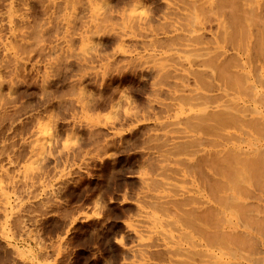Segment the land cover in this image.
I'll return each instance as SVG.
<instances>
[{"label": "rangeland", "instance_id": "1", "mask_svg": "<svg viewBox=\"0 0 264 264\" xmlns=\"http://www.w3.org/2000/svg\"><path fill=\"white\" fill-rule=\"evenodd\" d=\"M229 1L0 0V264L184 261L173 251L187 229L175 200L219 201L192 178V166L211 158L214 167L233 169L229 152H240L231 149L255 147L239 160L254 156L262 167L261 156L255 160L260 149L264 159V47H257V39L264 42V5ZM254 8L258 17L251 19ZM228 36L244 38L249 52L239 54L227 80L221 48L236 54ZM250 81L251 90L244 86ZM235 108L260 134L237 117L224 131L206 129L213 110L235 115ZM252 143L260 146L248 148ZM253 165L250 171L260 169ZM244 172L246 183L241 173L243 184L231 175L225 180H237L248 196L229 184L225 196L239 192L240 203L255 212L247 214L253 224L264 217V203L252 201L260 188L252 189ZM228 202L225 217L237 220L243 205L238 215ZM263 235L249 240L255 253L249 243L243 248L241 235L238 254L264 264ZM228 241L209 251L230 257Z\"/></svg>", "mask_w": 264, "mask_h": 264}, {"label": "bare ground", "instance_id": "2", "mask_svg": "<svg viewBox=\"0 0 264 264\" xmlns=\"http://www.w3.org/2000/svg\"><path fill=\"white\" fill-rule=\"evenodd\" d=\"M207 1H211L209 4H218V5H221L222 3H224V2H230L229 0H207ZM245 1H249V4H250V0H245ZM245 1H243V2H245ZM256 3H255V5H252L253 3H251V6L253 7V6H255V7H257V10L259 9V5H261V3L263 2V5H264V1L263 0H254ZM242 2V1H241ZM261 2V3H260ZM199 3H201V4H203L202 2H199ZM206 3V2H205ZM231 3V2H230ZM248 3V2H247ZM245 4V5H248V4ZM204 5V4H203ZM212 5V6H213ZM257 5V6H256ZM198 6H200V5H198ZM215 7V6H214ZM216 7H217V5H216ZM199 8V7H198ZM221 8V7H220ZM245 8V7H244ZM227 9V8H226ZM228 9H229V7H228ZM253 9V8H252ZM255 9L256 8H254V10H250V11H252V13L250 14L249 12H248V15H252L253 14V11H255ZM257 10H256V12H257ZM260 10V9H259ZM249 11V10H248ZM247 12H245V14H246ZM258 13V12H257ZM208 14V13H207ZM244 14V15H245ZM209 15V14H208ZM215 15V14H214ZM248 15H246V16H248ZM255 15V14H254ZM254 15H252L253 17H254ZM263 15H264V13H263ZM250 16H248V17H250ZM252 16L250 17L251 19H252ZM256 17H258L257 15H255ZM230 18L231 19H233V17H232V15H230ZM222 19V18H221ZM246 21V20H245ZM235 22V21H234ZM244 22V21H243ZM232 23V22H231ZM221 24V23H220ZM227 24V23H226ZM230 24V23H229ZM222 26H224L223 25V23L221 24ZM233 25V24H232ZM235 25V24H234ZM242 25V22H240V26ZM221 26V27H222ZM226 27V26H225ZM234 27V26H233ZM243 27V26H242ZM248 27V26H247ZM223 28V27H222ZM238 35H239V33H238ZM240 35H242L241 34V32H240ZM262 36V35H261ZM225 38V37H224ZM239 38V36L238 37H236V38H233V36L232 37H226L224 40H225V42L227 43V44H229V45H235V50H236V54L239 56V54H242V55H248V52H249V49H248V45L247 46H245V44H244V42H242V40H244V38L241 40V39H238ZM261 38V37H260ZM259 38V40L257 39V42H259L260 40L262 41V38L260 39ZM241 40V41H240ZM259 42L258 43V46H257V44H256V46L257 47H259V50L260 49H262L263 47H264V42L262 41V42ZM242 42V43H241ZM245 42H246V39H245ZM262 47V48H261ZM224 48V47H223ZM223 48H221L222 49V53H223V56H224V61H223V68H221L220 69V74H221V76L223 77V78H226L227 80L229 79V77L232 75L231 73H230V69H233V68H235V71H236V69L238 68V59H240L241 57L239 56V57H237L236 56V54L234 55V57H229L228 55H227V53H226V51L223 49ZM264 52V49L262 50V52L261 53H263ZM254 53V52H253ZM264 54V53H263ZM262 54V55H263ZM256 61H258V59H256ZM213 64L211 63V62H208V66H212ZM234 70V69H233ZM234 71V72H235ZM226 74H228V75H226ZM237 74V73H236ZM235 74V75H236ZM198 78H200L199 77V75H198ZM201 78L199 79V81H200V83L202 84V82H201ZM255 85V84H254ZM244 86H246L245 88H247V89H249V90H251L250 88L252 87L253 89H254V86H253V82L252 81H250L249 83H246V84H244ZM204 88V87H203ZM256 88V87H255ZM257 93V92H256ZM252 95L255 97V95H254V93H252ZM203 96V95H202ZM203 97H205V98H208V99H211L209 96H203ZM262 97V96H261ZM257 99H261L260 98V96L258 97H256ZM256 98H254L253 100L254 101H256L257 99ZM252 100V101H253ZM262 101V100H261ZM264 101V100H263ZM263 101H262V103H263ZM256 103V102H255ZM258 105V104H257ZM218 107H220L221 108V105H219ZM218 107H216V108H218ZM245 107V106H244ZM244 107H243V109H244ZM239 109H241V108H239ZM239 109H236L235 108V112L237 113V110H238V112H239ZM254 109H255V107H254ZM260 109V108H259ZM217 110V109H216ZM216 110H213V112L214 111H216ZM247 111V110H246ZM212 112V114H210V116H209V120H210V122H211V124H209L208 126H207V130H209L210 131V129L211 130H218V129H222L223 131L225 130V128L226 127H228L229 125H233L232 123L234 122L235 123V121L236 122H238V119H239V121L241 120V122H243V121H245V120H243V119H241V118H238V117H241V116H239L238 115V113L237 114H232L231 115V111H229V110H217V112H214L213 113ZM241 112V111H240ZM250 112V111H249ZM253 112H255V111H253ZM258 112H260V111H257V114H259ZM211 113V112H210ZM242 113V112H241ZM244 113V112H243ZM247 113V112H246ZM251 113V112H250ZM206 115V114H205ZM233 115H234V117H233ZM238 115V116H237ZM238 119H237V118ZM194 118V117H193ZM237 119V120H236ZM254 119V118H253ZM257 119V118H256ZM243 120V121H242ZM259 120V119H258ZM257 120V121H258ZM262 121V120H261ZM246 123H247V125H248V122L247 121H245ZM236 124V123H235ZM258 124H259V121H258ZM257 124V125H258ZM239 125V124H238ZM255 124H253L252 126H251V124L249 123V127L250 128H252V127H254L255 129V131L254 132H257V133H259V128H261V127H259L258 128V126L256 127V126H254ZM257 128H258V130H257ZM205 129V130H206ZM253 129V128H252ZM256 133V134H257ZM260 134V133H259ZM250 135V134H249ZM257 136H258V134H257ZM255 137H256V135H255ZM259 137H261L260 135H259ZM250 139V138H249ZM248 139V140H249ZM254 139V138H253ZM257 140V139H256ZM245 141V140H244ZM243 141V142H244ZM258 142V141H257ZM247 143V142H246ZM260 143V142H259ZM259 143H255V145L257 146ZM253 145H251V146H249L248 147V145H247V147L248 148H250V147H252V146H255L254 145V143H252ZM261 144V143H260ZM260 144H259V146H260ZM263 145H264V143H262ZM185 145H187V144H185ZM263 145H261V146H263ZM237 146H241V144H239V145H237ZM236 146V148H238ZM259 146H257V148L259 147ZM186 147V146H185ZM184 147V148H185ZM232 148V147H231ZM230 148V149H231ZM233 148H234V146H233ZM257 148H256V150H257ZM186 149H187V147H186ZM189 149V148H188ZM244 149V148H243ZM243 149H241V150H239V149H237V150H235V149H231V150H233V151H235V153H237L238 154V152H240V154H238V156H240V155H242V153H245L246 155L247 154H251V153H253L254 151H255V147L253 148L254 150H250V151H248V150H246L247 152H249V153H247L245 150H243ZM245 149H247L246 147H245ZM251 149V148H250ZM228 151H230L229 149H228ZM228 151L226 152V150L223 152V155L225 154V157H226V159L228 160V158H231V160H230V162L229 163H231L230 165L231 166H233V169H224L223 167H221V168H217V167H214V165H216V164H214L213 165V163H212V161H210L211 160V158L210 157H208V158H210V159H199V160H197V163H195L193 166H192V168L190 169L191 171H190V173L192 174V178H194V179H196V181H200V183H202V185H203V188L205 189V187H207L209 190H211L210 192H214V197H212L213 199L215 198V197H218L217 198V200H219L218 202H216V203H210V202H212V200L210 201V200H206L205 198V200H202V198L201 199H194L193 197L192 198H186V199H180V200H175V207H173V208H175V212L176 213H182L181 215L183 216V219L184 220H186L185 221V223H184V225H185V227L187 228L186 229V231L184 230L183 231V233L181 234V236H179V238H178V240H177V242H175V246H174V248L175 249H173V251H174V254H175V257H177V256H181L182 258H184V261H180V260H176L175 259V264H258L259 263V258L258 257H256L257 259H258V263H257V259L256 258H253V257H250V258H247V257H244L242 254H238V253H240V251H241V249L239 248V245L242 243L241 241H242V237H244L245 236V238H246V240H247V238H249L248 240H247V243H245L246 242V240L244 241V243H242L243 244V248L246 246V244H250V247H248L249 245H247V247H246V249L247 248H249V250H252V249H250L251 248V246H252V248H254V243H255V241H254V243H251L249 240L251 239V240H253V239H257V235L259 234V236L260 235H263L264 234V232L262 231V229L264 228V217L262 218V217H256V218H258L259 220H257V219H254V222H253V224H252V222H251V220L253 221V218H254V216H251V217H249L250 216V214L252 213V214H254L252 211L250 212V211H248L249 210V207L246 205V203H244V204H242L243 202H241L240 203V196H238V195H235V194H238L240 191H241V189H242V193H243V191H244V193H246V190H244V186H242V182H241V178L240 177H242V176H244V175H242V173L245 171V170H247V172H248V175L250 174L253 178H254V176H256V175H252V173H254V174H257L258 172H256V171H261V176H260V174H259V176H258V174H257V176L260 178V180H259V178H257V176L254 178V180L256 179L257 181H259V184H261V186L257 183L256 184V180L254 181L253 180V178L252 177H249L248 175V178L250 179V183L252 184V189L253 188H256V186H257V188H260V189H258L257 190V192H252L253 194L251 195L252 197H251V199H252V201L253 202H263L264 203V197H263V195H264V188H262V186H264V185H262L263 183H262V179L261 178H263V174H262V172L264 171L263 170V167H264V159H263V157H262V153L263 152H261V149L260 150H258V151H256V152H258V153H256L255 154V156L257 155V154H259V155H257L258 157H255V160H257V158H258V160H260V158H261V161H260V163L262 164V167H260V166H258L257 165V163H256V161L255 162H253L254 163V165H253V163H252V161H254V154L253 155H251V156H253V160H251L252 159V157H251V159H250V156H246L245 154V158H247V157H249V158H247V161H245V159H244V155H243V159H244V161L245 162H243V163H241L242 162V160H239V159H241L240 157H238V156H236L235 154V157H236V159H234L233 158V153L234 152H229V153H231L230 154V156H232V157H230V156H228V158H227V154H228ZM243 151V152H242ZM251 151H253V152H251ZM263 151V150H262ZM260 152V153H259ZM261 154V155H260ZM221 157H222V155H220ZM259 156H261L260 158H259ZM213 159H214V157H213ZM212 159V160H213ZM224 159V158H223ZM234 161H233V160ZM250 159V161H248ZM235 160H237V162L239 161L241 164H246V166L245 165H242L241 166V164L239 163V164H236L237 162L235 161ZM257 160V161H258ZM214 161V160H213ZM262 161H263V163H262ZM219 162H221L220 160H219ZM228 162V161H227ZM232 162H234L236 165H238L239 166V169L237 170L236 168H237V166L236 165H234V163L232 164ZM229 163H228V165H229ZM259 163V164H260ZM223 164V163H222ZM251 164L253 165V166H256V167H260V169L259 168H256V167H253V168H256L257 170H255V171H250V169L252 170V168H250V167H252L251 166ZM260 164V165H261ZM236 168H235V167ZM243 166H245V168L243 167ZM249 166V167H248ZM230 167V166H229ZM243 167V168H242ZM237 170V172H236V170ZM240 168H242V169H244V171L242 172L241 170L242 169H240ZM247 168V169H246ZM249 169V170H248ZM232 170H233V172H232ZM241 172H240V171ZM254 170V169H253ZM238 171H239V173H238ZM231 172V173H230ZM249 172H252V173H249ZM232 173H238V174H236V176H233L232 175ZM240 173H241V175L242 176H240L239 177V175H240ZM245 173V172H244ZM243 173V174H244ZM264 173V172H263ZM234 174V175H235ZM246 174V173H245ZM231 175V176H230ZM228 176H230V178H234V177H236L237 178V180H239L240 181V183H242L241 184V186L243 187V188H241V186H240V183L239 184H237L238 183V181L237 180H233L234 181V183L236 184V185H234V186H236L237 187V185H238V189L235 187V189L236 190H239V192L238 191H236V192H238V193H234V191L232 190V192L231 193H233V194H227L226 196H225V193L227 192V191H229L230 192V188L233 186H231V184L230 183H227L226 182V180L225 179H227L226 177H228ZM238 176V177H237ZM245 177V176H244ZM252 178V179H251ZM193 179V180H194ZM244 179V180H243ZM242 180H243V182L245 181V183L248 181L247 179H246V177L245 178H243L242 177ZM251 180L253 181V183L251 182ZM264 180V179H263ZM237 183H236V182ZM260 181H261V183H260ZM255 182V183H254ZM233 183V184H234ZM226 184L228 185H230L231 187L229 188V190L228 189H226ZM254 184V185H253ZM250 185V184H249ZM256 185V186H255ZM234 186L232 187V189L234 188ZM259 186V187H258ZM228 188V187H227ZM204 189H202L203 191H204V194H205V190ZM255 190V189H254ZM256 191V190H255ZM198 192H199V195H200V193L202 192H200L199 190H198ZM240 192V193H241ZM250 192V191H249ZM197 193V192H196ZM203 193V192H202ZM240 193H239V195H240ZM241 193V194H242ZM251 193H249V195H250ZM206 195V194H205ZM212 195H213V193H212ZM243 195V194H242ZM241 195V196H242ZM246 195V196H245ZM238 196V197H237ZM243 196H245V197H247L248 196V192H247V194H244ZM242 196V198H244ZM201 197H205L204 195L203 196H201ZM240 197V198H239ZM241 198V199H242ZM227 200H230L231 201V203H230V207L232 208V207H238V208H233L234 209V211H235V209L237 210V213H238V215H240L241 213H242V211L244 212V214L242 215L241 214V216H238V218H237V213H235L236 214V216H234V217H236L237 218V220L239 221H237V220H232V219H230V217H229V219L227 220V218L225 217V216H227V215H229L228 213H227V211L225 210L226 208L225 207H227V205L225 206V203H227L228 201ZM215 201V200H214ZM225 201H227V202H225ZM229 201V202H230ZM228 202V203H229ZM239 203L240 204H242L243 206L241 207L242 209V211H240V207L239 206H241V205H239ZM213 204V205H212ZM209 205H211V208L209 207ZM229 205V204H228ZM245 205H246V207H245ZM198 206H204V207H201V208H199ZM212 207H213V209H212ZM243 207H245V208H243ZM230 208V209H231ZM228 209H229V206H228ZM227 209V210H228ZM229 209V210H230ZM253 209V208H252ZM255 209V208H254ZM239 210V211H238ZM245 210L247 211L246 213H245ZM225 211H226V213H227V215L225 214ZM255 211V210H254ZM230 212H232V211H229V213ZM248 212H250V214H248ZM256 212H258V211H256ZM233 214H234V212H232ZM172 214V213H171ZM175 213L173 212V215H174ZM234 214V215H235ZM245 214H246V217H247V219H245ZM247 214L249 215V216H247ZM259 214V213H258ZM255 215V214H254ZM175 217H177L176 215H175ZM253 217V218H252ZM232 218V217H231ZM250 218V219H249ZM252 218V219H251ZM261 218V219H260ZM177 219V218H176ZM225 220V221H223V220ZM260 220H262V221H260ZM177 221V220H176ZM221 221H223V223L221 222ZM243 222V223H241V222ZM177 222H179V221H177ZM176 222V223H177ZM212 222V223H211ZM256 222H258V224L259 223H261L262 225H261V227L263 226V228L260 230L259 228H258V226L260 225H258ZM167 222L165 221V225H167L166 224ZM171 222H170V219H169V224H170ZM182 223V222H181ZM180 223V224H181ZM221 223V224H220ZM173 224V223H172ZM211 224H213L214 226L213 227H211ZM164 225V224H163ZM171 225V224H170ZM169 226V225H168ZM172 226V225H171ZM175 226V225H174ZM165 227V226H164ZM177 227V226H176ZM211 227V228H210ZM241 227H242V229H241ZM260 227V226H259ZM182 228L184 229V226L182 225ZM189 229V230H188ZM211 229V230H210ZM264 230V229H263ZM176 232V231H175ZM263 232V233H262ZM171 233V232H170ZM173 233V232H172ZM255 233V234H254ZM164 234V233H163ZM168 234H169V232H168ZM180 234V233H179ZM178 234V235H179ZM171 235V237H172V234H170ZM241 235H244V236H242L241 237ZM259 236H258V238H259ZM264 236V235H263ZM240 237H241V239H240ZM244 238V239H245ZM236 239H239V243H237V241H236ZM243 239V240H244ZM165 240V239H164ZM169 240V239H168ZM228 240H230V242H232V241H234L233 242V244H230L229 245V248H230V246L232 245L233 246V248H232V251L234 252L233 254L231 253V256L230 257H223V256H220L221 254H218V255H216V253L215 252H210L209 251V249L210 248H219V247H222V249H224L223 248V246L224 245H226V241H228ZM167 241V240H166ZM172 241V240H171ZM181 241H182V243H181ZM249 241V242H248ZM169 242V241H168ZM229 242V241H228ZM229 242V243H230ZM259 242H260V240H259ZM262 242V241H261ZM260 242V243H261ZM194 245L195 247H198V246H200L201 248H206V249H204V250H199V251H196V252H194V251H191V250H189V249H187V248H185V245L187 246V245ZM228 244V243H227ZM252 244V245H251ZM263 244H264V240H263ZM172 246V245H171ZM242 246V245H241ZM240 246V247H241ZM262 246H264V245H262ZM228 248V247H227ZM263 249V248H262ZM218 250V249H217ZM216 250V251H217ZM227 250V249H226ZM229 251V250H228ZM227 251V252H228ZM254 251V249L252 250V252ZM264 251V250H263ZM221 252V251H220ZM243 252V251H242ZM244 253V252H243ZM253 253H255V252H253ZM225 254V253H224ZM226 255V254H225ZM224 255V256H225ZM230 255V254H229ZM247 255H248V253H247ZM249 255H251V254H249ZM253 255V254H252ZM254 256V255H253ZM168 259V258H167ZM171 259V258H170ZM169 260V259H168ZM261 261V260H260ZM262 261H264V258H262ZM168 262V261H167ZM173 263V262H172ZM169 264V263H168Z\"/></svg>", "mask_w": 264, "mask_h": 264}]
</instances>
